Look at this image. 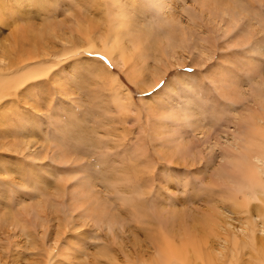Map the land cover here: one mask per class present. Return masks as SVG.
Segmentation results:
<instances>
[{
	"label": "rangeland",
	"instance_id": "obj_1",
	"mask_svg": "<svg viewBox=\"0 0 264 264\" xmlns=\"http://www.w3.org/2000/svg\"><path fill=\"white\" fill-rule=\"evenodd\" d=\"M22 57L41 76L0 104V264H264V196L233 193L264 0H0V68Z\"/></svg>",
	"mask_w": 264,
	"mask_h": 264
},
{
	"label": "bare ground",
	"instance_id": "obj_2",
	"mask_svg": "<svg viewBox=\"0 0 264 264\" xmlns=\"http://www.w3.org/2000/svg\"><path fill=\"white\" fill-rule=\"evenodd\" d=\"M119 25L121 26L120 22H119ZM90 42H92V40ZM109 42H115L119 46L118 47L112 46L110 48L108 46V45H110ZM120 43H121V38L119 36V33H117V31L114 33V36L112 35L110 40L105 41L106 51L105 50L104 51L107 54V56L110 57V59L112 58L113 60H115L114 59L115 57H113L114 55H116L115 53L118 51L119 52L123 51L120 48V46H121ZM89 49L93 50V49H95V47L91 46ZM76 51H78V50H76ZM24 60L25 59L23 58V60H20L18 62L19 64H22L18 68V70L8 68L7 66L0 68V104L4 101V99L11 98L12 93L16 94L18 88L21 87L23 84L27 83L28 81H31L32 79L35 80L41 76L40 71H39L40 69H36V67L32 63H29V60H25V61ZM0 61L4 62V60H0ZM10 102H11V100L8 101L7 103H10ZM257 118H256V120H257V124H258V134H255V135H258V138H260V139H257L255 137H251L248 139L246 138V141H244V140L242 141V143H244V147H245L244 148V153H245L244 156L247 155V157H249L250 163L248 165L244 160H243L244 162H239L240 165H239V167L237 166L238 169H237L236 174H238L240 179H242L243 184L238 185V183L239 182L241 183L242 181H239L238 183L236 182L237 188L234 187L235 189L233 192V193H235V191H236L238 194H242L243 199L246 200L248 203L251 202L252 200L253 201L259 200V198H260L259 195L264 196V128H261V126L264 125V119L262 117H257ZM232 146H233V148L238 149L239 145L237 146V144H233ZM243 159H245V158H243ZM230 163H232V162H230ZM233 166H235V165H233ZM238 197L239 196H237V198ZM240 204H243V203H240ZM244 207H245V205H244ZM242 211H244V210H242ZM246 213H248V212H246ZM219 239H220V237H219ZM235 242L237 243L236 239H235ZM185 250L186 251H184V249L182 250V249H177V248L176 249L171 248V245H170V247H166L164 251H161V249H158L156 251V260L155 261L153 260L149 264H159V263L160 264H215V262H216V260H213L214 259L212 257L213 255L212 256L210 254H209L210 256L206 255L204 250H201V248L197 249V247L191 246V248H188ZM262 251H263V249H262ZM221 253H222V251H221ZM222 255H223V253H222ZM231 255H232V253H231ZM259 255H260V252H259ZM262 255H263V253H262ZM141 257H143V256H141ZM216 257H217V255H216ZM211 258H213V259H211ZM233 259H234V255H233ZM237 259H238V257H237ZM217 260L219 261L220 259H217ZM239 260H240V258H239ZM146 263L147 262L144 261V264H146ZM237 263H239V261ZM230 264H232V262H230Z\"/></svg>",
	"mask_w": 264,
	"mask_h": 264
}]
</instances>
